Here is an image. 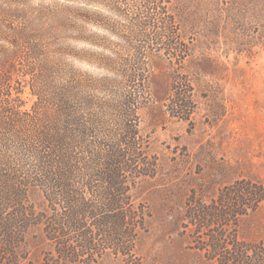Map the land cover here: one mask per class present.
Returning <instances> with one entry per match:
<instances>
[{
	"label": "trees",
	"instance_id": "trees-1",
	"mask_svg": "<svg viewBox=\"0 0 264 264\" xmlns=\"http://www.w3.org/2000/svg\"><path fill=\"white\" fill-rule=\"evenodd\" d=\"M30 1L0 0V264H21L31 227L54 246L55 264L127 256L144 228L131 191L154 167L140 115L157 104L183 121L194 112L185 79L168 72L165 93L146 74L162 62L156 53L179 63L188 57L177 0H54L37 8ZM263 202V187L242 180L194 206L187 220L209 233L205 255L217 264H264V242L218 234L236 227L243 206Z\"/></svg>",
	"mask_w": 264,
	"mask_h": 264
},
{
	"label": "rangeland",
	"instance_id": "rangeland-1",
	"mask_svg": "<svg viewBox=\"0 0 264 264\" xmlns=\"http://www.w3.org/2000/svg\"><path fill=\"white\" fill-rule=\"evenodd\" d=\"M53 2L31 0L29 5ZM175 8L188 57L179 63L156 53L162 62L146 74L165 93L171 85L168 72L185 79L194 112L188 121L169 117L160 104L142 112L140 134L154 167L131 194L134 207L143 210L144 228L136 231L127 256L105 253L73 264H217L202 251L209 233L194 229L187 217L236 181L264 189V0H177ZM105 21L124 24L126 19ZM24 101L29 109L28 92ZM30 200L39 210L41 197L35 193ZM240 211L236 227L218 234L243 244L263 243L264 202ZM20 255L21 264H55L57 259L41 227L27 230Z\"/></svg>",
	"mask_w": 264,
	"mask_h": 264
}]
</instances>
